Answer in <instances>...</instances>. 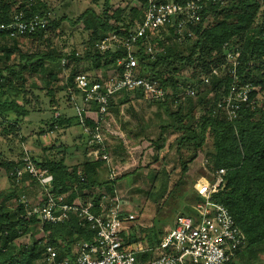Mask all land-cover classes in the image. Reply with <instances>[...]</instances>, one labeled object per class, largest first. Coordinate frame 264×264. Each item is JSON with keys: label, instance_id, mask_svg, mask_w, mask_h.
I'll list each match as a JSON object with an SVG mask.
<instances>
[{"label": "trees", "instance_id": "trees-1", "mask_svg": "<svg viewBox=\"0 0 264 264\" xmlns=\"http://www.w3.org/2000/svg\"><path fill=\"white\" fill-rule=\"evenodd\" d=\"M91 1L93 5L82 11L77 6L75 15L64 13L51 18L54 8L43 0H0V24L9 23L16 13H22L24 18L38 15L47 20L45 30L17 38L0 32V139H6L9 146V150L0 147V170L5 171L12 185L8 189H0V264H48L46 247L49 245L57 250V264L63 257L71 256L77 242L91 241L95 237V231L83 225L80 217L71 214L65 222L44 223L43 236L37 238L39 219L28 217L21 202L23 195L28 196L29 186L37 185L36 181L28 174L19 181L12 175L21 166L26 152L20 146L26 138L21 136L18 139L22 124L28 116L41 109L33 106V98L40 99V95L35 93L39 87L35 83L30 85L27 76L45 79V96L49 98L50 107L59 106L57 93L66 92L68 101L71 93L80 95L75 83L80 73L87 74L92 81L109 78L120 69L117 60L124 55V50L101 52L96 44L108 34L128 35L133 32L143 20L147 2L131 0L124 7H114L111 0L102 3L100 0ZM162 1L184 3L186 0ZM200 17L197 24L188 26L191 36L184 32L179 40L176 26L168 24L155 33L153 54H148L145 46L138 47L135 75L159 81L166 91L165 97L154 100L147 92L124 89L109 100L107 112L120 119L121 107L128 105L136 126L132 130L123 124L122 130L131 136L152 141L156 150L167 135H176L168 152L175 147L173 170L179 169V177L165 198L179 190H193L194 184L184 189L183 180L189 165L201 152H206L202 176L209 175L208 178L213 180V174L224 169L225 187L213 198L229 210L247 238L246 247L227 264H264V0L209 3L201 10ZM77 33L88 35L81 43L82 52L75 44L67 51L60 43L53 42L56 37L69 38ZM23 43L30 45L31 49L23 50ZM230 50L240 53L239 82L253 87L249 102L242 105L233 120L222 107H218V102L229 91L232 76L227 74L217 78L211 74L215 67L225 63L226 53ZM64 59L68 62L65 66L62 65ZM66 70H69L68 77L63 85H59V77ZM185 70L190 72L187 78L183 77ZM188 88L195 92L193 96L184 95ZM143 101L149 107L155 104L166 116L156 127L158 133L155 138L149 137L148 129L152 125L145 120ZM92 109L98 110L96 106ZM156 114L160 115V110ZM108 115L100 120L102 129L107 135H115ZM86 122L91 128L95 126L91 120ZM71 125H79L76 115L66 117L59 113L51 116L49 123L40 126L37 132L42 155H32L31 158L39 170L52 175V193L56 199L64 196V201L70 204L78 200L84 204L90 200L97 203L105 194L114 195L117 179L109 180L108 176H103L109 167L89 156L91 147L84 135L81 133L79 136L85 145L83 158L76 164L66 162L68 145L62 144L64 149L57 152L55 143L45 146L41 140L44 134L54 131L55 126L65 129ZM12 145L15 149L11 148ZM107 146L113 154L120 149V146L114 148L109 142ZM167 153L162 159L167 158ZM155 161H159L158 155ZM166 186L165 181L153 198L157 204L164 196ZM192 212L190 207L186 214ZM166 233L156 231L155 227L145 230L139 225H131L123 235L124 249L131 250L139 243L155 248ZM25 237H29L32 243L21 242ZM152 255V252L140 253L136 258L143 263Z\"/></svg>", "mask_w": 264, "mask_h": 264}, {"label": "built area", "instance_id": "built-area-1", "mask_svg": "<svg viewBox=\"0 0 264 264\" xmlns=\"http://www.w3.org/2000/svg\"><path fill=\"white\" fill-rule=\"evenodd\" d=\"M145 14L133 32L128 35L108 34L96 47L105 52L110 49L122 48L124 55L117 60V67L109 78L92 81L85 73L76 76V88L80 92L82 104L75 100V115L79 127L91 147L89 156L94 160L105 162L108 167L109 180H115L117 169L112 163L108 150L107 139L100 120L108 115V104L111 98L122 90H141L147 92L154 100H162L166 91L159 81L135 75L137 68L136 53L138 47L145 46L148 54H153L152 40L155 33L168 24L176 26L179 40L184 32L191 36L189 25L200 21V12L209 3L215 4L226 0H186L184 3L162 0H146ZM47 28L44 17L34 15L24 18L22 13H16L9 23L0 24V32H7L12 38L32 34ZM239 51H228L225 63L212 70V75L221 78L232 76L229 91L218 107H222L229 119L238 116L243 104L249 102L253 87L249 83L241 84L237 69ZM62 60V65H67ZM208 82V80H205ZM195 92L188 88L185 96H193ZM183 96V98L185 97ZM96 106L98 110L92 108ZM58 116V115H57ZM87 120L95 123L91 128ZM57 128V126H55ZM225 170L213 174V180L198 177L194 190L200 200L192 206L191 214L177 216L174 227L160 239L157 247H146L137 244L133 249H124V233H127L135 220L133 212L125 210L124 202L119 198L116 189L114 195L105 194L99 202L93 200L86 204L81 201L67 203L64 196L56 199L52 193V175L46 170H39L28 151L22 158V164L12 175L19 181L24 174L31 176L39 188L35 199L26 195L21 197L28 217L39 219L38 229L42 231L44 223L58 224L65 222L75 214L83 225L95 231L91 241H79L67 255L57 264H227L238 251L247 245V238L235 223L229 210L214 200L213 196L225 187ZM152 252V257L146 262H138L136 255ZM57 250L51 245L46 247V261L55 264ZM190 262V263H189Z\"/></svg>", "mask_w": 264, "mask_h": 264}, {"label": "rangeland", "instance_id": "rangeland-1", "mask_svg": "<svg viewBox=\"0 0 264 264\" xmlns=\"http://www.w3.org/2000/svg\"><path fill=\"white\" fill-rule=\"evenodd\" d=\"M43 1L47 2L51 8H54L53 13L50 14L51 18L64 15V13L75 15L77 13V6H79L82 11L83 9L93 5L91 0H79V2H77V0ZM103 1L104 0H100V3ZM111 1L114 7H124L131 0ZM87 36V34L82 36L77 33L73 37L69 38L66 36L56 37L53 42L60 43L67 51H69L71 46L75 44L77 45L78 50L82 52L83 47L81 43L83 40L87 39ZM21 47L23 50L31 49V46H27L25 43L21 44ZM68 74L69 70L62 72L59 77V85H63V83H65ZM189 74L190 72L185 70L183 72V77L187 78ZM27 82L30 85L35 83L37 87L43 89L42 91H40L39 88L35 90V93L40 95V99H38V101L33 98V106L36 105L37 109H41L40 111L32 113L25 119V122L22 124V130L18 135V139H20L21 136H24L26 141L22 142L20 145L22 150H24V152L28 151L31 156H37L42 155L43 152L37 139L39 137L37 136L39 127L44 126L45 123H49L51 116H57L59 113L65 114L66 117L75 116V100L77 102L79 101L80 104L82 103L80 101V95L77 96L73 92L70 94L71 100L68 101L66 92H60L57 93L56 96L59 100V106L50 107L49 98L45 96L47 91L44 89L46 88L45 79L41 76H27ZM258 104H261V97H259ZM142 106L145 113V120L150 122L152 125L151 128L148 129L149 137L155 138L158 133V129L156 128L157 125L162 120L166 119L164 111L159 109L155 104H152L149 107L148 103L144 101L142 102ZM135 108H138L137 105ZM159 110L160 115L156 114ZM120 112V119H117V117H115L112 113H109L107 116L110 123L114 125L115 135L105 134L107 142L112 144L114 148L120 146L117 154L110 152L112 163L117 169L116 192L119 198H121L124 202L125 210L133 212L135 215V220L132 225H139L145 228V230H152V227H155L156 231L162 230L163 232H168L174 227L177 216L180 214H186L187 210L200 200L199 196L196 195L194 188L193 190L190 189L187 192L179 190L171 196H167L165 198L179 177V169L173 170V167L175 166L173 161L175 147L173 146V149L168 152L169 144L174 140L176 135H167L159 150H156L152 141L143 139V137L131 136L122 130L123 124L128 125H126V128L135 130L136 119L128 112V105L122 106ZM81 133L82 131L79 125H71L65 129L56 128L54 131L44 134L41 140L45 146L55 143L57 145V152L64 149L61 147L62 144L68 145L69 147L66 150V162L68 164H76L82 160L83 151L85 149V145L80 141L79 136ZM56 139L58 140L55 142ZM120 142L121 145H119ZM0 143V147L2 149L4 148L9 150L6 139H0ZM206 146L210 147V144H207ZM11 148L15 149V145H12ZM165 153H167V158L162 159ZM205 153V151L199 153L198 158L189 165V171L183 180L184 189L187 190L188 187L191 188L196 179L202 176L201 172H205ZM157 155L159 157L158 162L155 161ZM163 170L165 171L163 172ZM103 176L105 178L108 176L107 171L103 173ZM165 181L167 189L164 196L159 198L157 204V201L153 200V198L161 191ZM10 186L12 185L7 177V174L4 170H0V189H8ZM38 191L39 188L37 185L29 186V194L27 197L29 199H35L39 193ZM164 198L165 201L163 202ZM37 231L39 230L37 229ZM36 236L37 238H40L43 236V233L39 231ZM21 242L26 244L32 243L29 237L23 238ZM144 244L139 243V245ZM39 264L44 263L40 262Z\"/></svg>", "mask_w": 264, "mask_h": 264}, {"label": "crops", "instance_id": "crops-1", "mask_svg": "<svg viewBox=\"0 0 264 264\" xmlns=\"http://www.w3.org/2000/svg\"><path fill=\"white\" fill-rule=\"evenodd\" d=\"M125 133V132H124Z\"/></svg>", "mask_w": 264, "mask_h": 264}]
</instances>
